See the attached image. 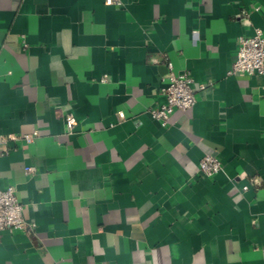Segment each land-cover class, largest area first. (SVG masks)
<instances>
[{
	"label": "crops",
	"instance_id": "0c3cea01",
	"mask_svg": "<svg viewBox=\"0 0 264 264\" xmlns=\"http://www.w3.org/2000/svg\"><path fill=\"white\" fill-rule=\"evenodd\" d=\"M114 1L0 0V188L29 225L0 264H264V76L227 73L264 0ZM168 62L196 101L163 126Z\"/></svg>",
	"mask_w": 264,
	"mask_h": 264
},
{
	"label": "built area",
	"instance_id": "2783aa9c",
	"mask_svg": "<svg viewBox=\"0 0 264 264\" xmlns=\"http://www.w3.org/2000/svg\"><path fill=\"white\" fill-rule=\"evenodd\" d=\"M107 4L118 3L114 0H106ZM168 74L165 84L161 88V92L165 97V102L150 108V115L158 120L161 125L169 124L171 115L177 109H189L196 101L195 91L192 87L193 78L188 72L175 74L172 71L170 62L167 64ZM229 75H263L264 76V31L255 28L250 35H242L237 38V51L235 58L227 72ZM206 84H198L197 89L203 91ZM118 117H123L122 112H118ZM68 127L71 129L74 125V118L68 116ZM38 135L37 130L25 133L21 137L25 143L30 144ZM18 136L0 135V145L4 147ZM199 171L210 177L222 171V164L219 158L212 154H205L198 162ZM36 169L34 166H25L26 175H33ZM246 187H244L245 189ZM28 222L23 216V206L18 200L14 186L0 188V231H27ZM264 249V248H263Z\"/></svg>",
	"mask_w": 264,
	"mask_h": 264
}]
</instances>
